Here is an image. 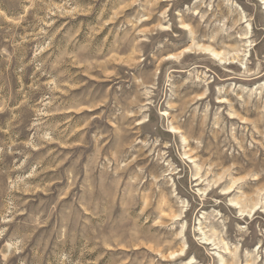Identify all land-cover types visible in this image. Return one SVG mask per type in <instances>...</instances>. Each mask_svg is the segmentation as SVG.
<instances>
[{
    "label": "rangeland",
    "instance_id": "1",
    "mask_svg": "<svg viewBox=\"0 0 264 264\" xmlns=\"http://www.w3.org/2000/svg\"><path fill=\"white\" fill-rule=\"evenodd\" d=\"M190 260L264 264V0H0V264Z\"/></svg>",
    "mask_w": 264,
    "mask_h": 264
},
{
    "label": "bare ground",
    "instance_id": "2",
    "mask_svg": "<svg viewBox=\"0 0 264 264\" xmlns=\"http://www.w3.org/2000/svg\"><path fill=\"white\" fill-rule=\"evenodd\" d=\"M185 30H188V28L186 27ZM250 38H251V31H250L249 25H247L246 32L239 37V40L240 41H245L246 42L245 48H248L249 47L250 44H249L248 40ZM205 51H206V53L210 54L214 59H219V60L221 59L220 58L221 55L217 54L216 52L212 51L211 49H205ZM244 57H246V56L244 55ZM226 194H228V193H224L223 195H226ZM233 205H234V207H237L238 206L237 204H233ZM199 230H201V229H199ZM200 234L203 236V239L202 240L204 241V244L205 245H211V246L215 247V249H213V250H217L218 249V244H214L215 243V240H212L209 237H207L205 235V233H200ZM187 264H194V261L193 260H190L189 263H187Z\"/></svg>",
    "mask_w": 264,
    "mask_h": 264
}]
</instances>
